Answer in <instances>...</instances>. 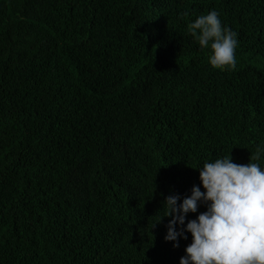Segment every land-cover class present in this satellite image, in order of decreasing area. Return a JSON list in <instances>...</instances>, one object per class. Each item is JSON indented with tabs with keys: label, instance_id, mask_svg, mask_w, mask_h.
Instances as JSON below:
<instances>
[{
	"label": "trees",
	"instance_id": "16d2710c",
	"mask_svg": "<svg viewBox=\"0 0 264 264\" xmlns=\"http://www.w3.org/2000/svg\"><path fill=\"white\" fill-rule=\"evenodd\" d=\"M229 154L264 167V0H0V264H179L164 198Z\"/></svg>",
	"mask_w": 264,
	"mask_h": 264
},
{
	"label": "clouds",
	"instance_id": "9594fccd",
	"mask_svg": "<svg viewBox=\"0 0 264 264\" xmlns=\"http://www.w3.org/2000/svg\"><path fill=\"white\" fill-rule=\"evenodd\" d=\"M187 28L201 49H210L213 69L235 67L237 33L221 24L215 10L199 15ZM259 158L236 164L229 154L205 162L196 170L200 184L189 195L164 198L163 218L170 217L165 242L178 248L179 240L191 236L179 264H264V167L251 162ZM201 206L206 210L197 214ZM189 214L195 219L186 222Z\"/></svg>",
	"mask_w": 264,
	"mask_h": 264
}]
</instances>
